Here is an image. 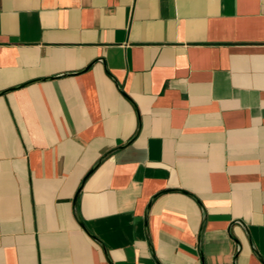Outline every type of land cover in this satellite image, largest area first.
Here are the masks:
<instances>
[{
    "label": "crops",
    "instance_id": "1",
    "mask_svg": "<svg viewBox=\"0 0 264 264\" xmlns=\"http://www.w3.org/2000/svg\"><path fill=\"white\" fill-rule=\"evenodd\" d=\"M0 264H264V0H0Z\"/></svg>",
    "mask_w": 264,
    "mask_h": 264
}]
</instances>
